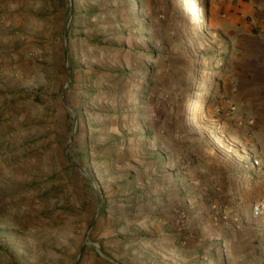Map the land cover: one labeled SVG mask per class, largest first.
Instances as JSON below:
<instances>
[{
	"label": "rangeland",
	"instance_id": "1",
	"mask_svg": "<svg viewBox=\"0 0 264 264\" xmlns=\"http://www.w3.org/2000/svg\"><path fill=\"white\" fill-rule=\"evenodd\" d=\"M217 17L210 0H0V264L151 262L111 218L148 187L154 147L176 145L189 182L191 147L225 136ZM225 249L153 264H264V237Z\"/></svg>",
	"mask_w": 264,
	"mask_h": 264
},
{
	"label": "crops",
	"instance_id": "2",
	"mask_svg": "<svg viewBox=\"0 0 264 264\" xmlns=\"http://www.w3.org/2000/svg\"><path fill=\"white\" fill-rule=\"evenodd\" d=\"M210 1L229 56L218 96V111L226 119L217 129L225 136L191 147L189 182L182 176L176 145L165 151L154 147L155 161H148L146 170L152 174L148 187L126 197L125 209L111 218L125 219L122 227L131 229L127 237L134 239L120 250L150 255L144 257L149 264L209 250L220 257L232 240L240 246L249 235L264 237V0ZM186 204L196 218L180 228L178 214ZM256 206L261 208L258 216ZM109 210L113 215L117 209ZM112 221L99 225L97 240L104 255L115 260L119 249H114L118 237Z\"/></svg>",
	"mask_w": 264,
	"mask_h": 264
},
{
	"label": "built area",
	"instance_id": "3",
	"mask_svg": "<svg viewBox=\"0 0 264 264\" xmlns=\"http://www.w3.org/2000/svg\"><path fill=\"white\" fill-rule=\"evenodd\" d=\"M252 164L257 166V163H256L255 161H252ZM260 213H261V208H260V206H256L255 209H254V214H255L256 216H258Z\"/></svg>",
	"mask_w": 264,
	"mask_h": 264
},
{
	"label": "water",
	"instance_id": "4",
	"mask_svg": "<svg viewBox=\"0 0 264 264\" xmlns=\"http://www.w3.org/2000/svg\"><path fill=\"white\" fill-rule=\"evenodd\" d=\"M70 12H72V3H71V9ZM69 21H70V16H69ZM65 35L67 36V32L65 33Z\"/></svg>",
	"mask_w": 264,
	"mask_h": 264
},
{
	"label": "trees",
	"instance_id": "5",
	"mask_svg": "<svg viewBox=\"0 0 264 264\" xmlns=\"http://www.w3.org/2000/svg\"><path fill=\"white\" fill-rule=\"evenodd\" d=\"M208 0H206V2H207Z\"/></svg>",
	"mask_w": 264,
	"mask_h": 264
}]
</instances>
